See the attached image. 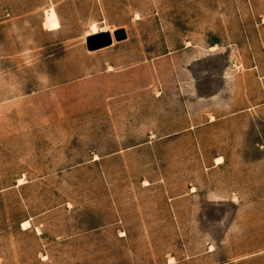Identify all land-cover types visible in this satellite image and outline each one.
Masks as SVG:
<instances>
[{"label": "rangeland", "instance_id": "obj_1", "mask_svg": "<svg viewBox=\"0 0 264 264\" xmlns=\"http://www.w3.org/2000/svg\"><path fill=\"white\" fill-rule=\"evenodd\" d=\"M0 264H264V0H0Z\"/></svg>", "mask_w": 264, "mask_h": 264}, {"label": "water", "instance_id": "obj_2", "mask_svg": "<svg viewBox=\"0 0 264 264\" xmlns=\"http://www.w3.org/2000/svg\"><path fill=\"white\" fill-rule=\"evenodd\" d=\"M115 37V41L119 42L123 39H125V33L123 30H120L119 32H116L114 34ZM86 44L88 47L89 51H95V50H99L101 48L104 47H108L112 45V38L111 35L107 32H103L101 34H96V35H92L89 36L86 39Z\"/></svg>", "mask_w": 264, "mask_h": 264}, {"label": "bare ground", "instance_id": "obj_3", "mask_svg": "<svg viewBox=\"0 0 264 264\" xmlns=\"http://www.w3.org/2000/svg\"><path fill=\"white\" fill-rule=\"evenodd\" d=\"M90 26H91V30L94 35L99 33L98 26H96L95 24H91ZM106 31H107L106 29H101L100 32H106ZM27 225H28V222L23 223V226H27Z\"/></svg>", "mask_w": 264, "mask_h": 264}]
</instances>
